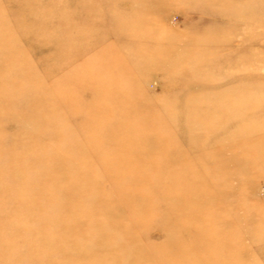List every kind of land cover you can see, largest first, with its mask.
<instances>
[{
  "label": "rangeland",
  "instance_id": "374dc122",
  "mask_svg": "<svg viewBox=\"0 0 264 264\" xmlns=\"http://www.w3.org/2000/svg\"><path fill=\"white\" fill-rule=\"evenodd\" d=\"M0 264H264V0H0Z\"/></svg>",
  "mask_w": 264,
  "mask_h": 264
}]
</instances>
